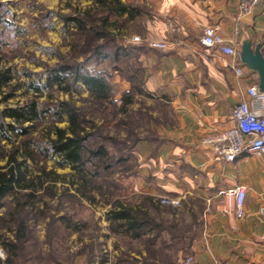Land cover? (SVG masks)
<instances>
[{
    "label": "rangeland",
    "instance_id": "rangeland-1",
    "mask_svg": "<svg viewBox=\"0 0 264 264\" xmlns=\"http://www.w3.org/2000/svg\"><path fill=\"white\" fill-rule=\"evenodd\" d=\"M124 1L145 10L137 0ZM104 15L93 0H0V70L10 68L11 77L0 90V109L33 99L39 106L68 101L88 119V131L94 133L89 143L103 144L112 157L110 167L98 169L93 178L95 186L85 194L76 190L79 184L71 175V168L58 166L57 155L46 160L38 156L36 163L27 160L33 175L40 173L42 165L49 174L33 201L17 209V216L26 222L24 236L16 240L14 232L2 230L18 247L9 264H169L165 253L154 252L159 242L149 247L146 241L150 237L146 235L140 241L110 230L106 212L116 199L135 205L142 196L150 195L160 205L158 218L191 224L194 215L201 226L205 205L198 198H177L179 203L172 206L159 202L161 196L173 197L169 194L151 195L137 190L139 164L144 156L142 144L153 140L156 147L162 140L157 127L163 124V107L156 96L143 88V70L136 72L142 64L131 42L143 32L144 13L133 21L109 16L106 31L110 35L91 38L93 29H102L100 19ZM74 18L83 20L86 29H78ZM97 45L103 46L98 52ZM119 47L124 50L115 55ZM68 66V71L103 74L111 87L112 102L98 105L72 77L63 82L70 87L68 90L55 83L44 86L50 72ZM32 84L40 91L36 92ZM127 94L132 101L126 112H121V99ZM56 125L64 128L67 122ZM45 126L46 123L35 125L33 135L41 137ZM3 143L5 149L11 147L10 143ZM153 151L154 148L151 154ZM6 159L7 156L0 157V166ZM46 185L52 188L44 189ZM16 195L3 199L0 213L6 218L14 212ZM19 200L24 198L19 196ZM163 238H167L165 233ZM0 250L6 257L1 244ZM188 254H179L177 264Z\"/></svg>",
    "mask_w": 264,
    "mask_h": 264
},
{
    "label": "crops",
    "instance_id": "crops-1",
    "mask_svg": "<svg viewBox=\"0 0 264 264\" xmlns=\"http://www.w3.org/2000/svg\"><path fill=\"white\" fill-rule=\"evenodd\" d=\"M137 1L145 7L143 32L132 48L142 64L143 88L163 107V124L157 127L162 140L156 147L153 140L142 144L137 190L204 203L188 254L191 264H264V155L242 153L226 162L202 143L205 135L234 124L233 106L248 99L251 84L258 85L257 73L241 62L239 51L249 39L253 45L261 42L264 54V0L247 11L240 8L242 0ZM209 24L218 25L237 56L201 42ZM235 66L243 74L237 75ZM237 183L246 186L241 217L218 209L219 191ZM185 257L181 264H187Z\"/></svg>",
    "mask_w": 264,
    "mask_h": 264
},
{
    "label": "trees",
    "instance_id": "trees-1",
    "mask_svg": "<svg viewBox=\"0 0 264 264\" xmlns=\"http://www.w3.org/2000/svg\"><path fill=\"white\" fill-rule=\"evenodd\" d=\"M93 2L106 15L100 19L102 29H93L91 38L110 35V32L106 31L109 16L124 17L126 21H133L143 13L142 8L124 0H93ZM74 20L78 29H86L83 20L79 18ZM100 48L103 46L97 45L96 52ZM122 50H124L123 47H119L114 54L118 55ZM106 56L109 54L107 53ZM69 68L70 66L60 70L54 69L48 75L44 86L49 87L55 83L61 89L68 90L70 87L64 86L63 82L67 77H72V81H78L89 91L98 105L112 102L111 87L103 74L68 71ZM141 70L143 69L140 67L136 72ZM10 78V68L0 70V90L9 83ZM31 86L36 92L41 89L33 84ZM131 101L129 94L124 95L121 99L120 111L126 112ZM5 118L9 120L6 121ZM62 121L67 122L64 128L56 125ZM38 123H46L45 133L41 137L33 135L35 125ZM91 127L95 129L94 126ZM93 134V131H88V119L84 113L68 101L39 106L33 99L20 105L5 106L0 109V157L7 156L6 163L0 166V209L3 207V199L6 196L20 194L19 196L24 198L21 202L16 195V207L13 209L14 212L7 213L8 218L0 213V244L6 250V257H0V264H9L18 248L16 241L8 240L4 231L14 232L16 240L24 236L27 231L26 222L24 218L17 216L20 212L17 209L21 210L26 202L33 201V198L39 194L40 188L43 189L49 174L42 165L39 167L40 173L33 175L27 160L31 159L35 162L38 156L46 160L57 155L58 166L71 168V175L76 177L79 184L76 190L85 194L87 189L90 190L95 186L93 178L98 174V169L109 168L112 161L111 154L103 144L89 143ZM3 142L10 143L11 147L5 149ZM118 160L123 161L120 157ZM50 187L46 185L44 189ZM22 191L23 193H19ZM111 205L106 212L110 230L140 241L146 235L150 237L146 241L149 247L156 246L159 242L158 250L155 249L154 252L165 253L169 264H177L179 254L189 252L200 226L194 215L192 216L194 221L191 224H181L177 219L167 222L164 218H158L161 213L160 205L156 204L150 195L142 196L141 202L135 205L117 199ZM148 208H151L153 213H150ZM7 223L10 225L5 227ZM164 233L167 238H163ZM148 252H150L149 248Z\"/></svg>",
    "mask_w": 264,
    "mask_h": 264
},
{
    "label": "built area",
    "instance_id": "built-area-1",
    "mask_svg": "<svg viewBox=\"0 0 264 264\" xmlns=\"http://www.w3.org/2000/svg\"><path fill=\"white\" fill-rule=\"evenodd\" d=\"M259 0H242L240 8L249 10ZM133 40H140L135 35ZM201 42L207 46H215L225 54L237 56L236 47L222 37L217 24H209L203 30ZM148 45L164 48L165 43L160 41H148ZM237 75L243 74V68L234 67ZM248 99L240 100L231 110L234 124L226 129L214 130L202 138L213 152L214 158L226 162H233L242 153L260 157L264 155V92L260 91L257 84H251L247 90ZM220 201L218 209L225 214L241 217L244 214V201L246 197V186L237 183L219 191ZM161 204L175 206L179 200L170 196H161ZM0 257L3 254L0 250ZM194 262L192 255L185 257V263Z\"/></svg>",
    "mask_w": 264,
    "mask_h": 264
},
{
    "label": "water",
    "instance_id": "water-1",
    "mask_svg": "<svg viewBox=\"0 0 264 264\" xmlns=\"http://www.w3.org/2000/svg\"><path fill=\"white\" fill-rule=\"evenodd\" d=\"M261 45V42L253 45L251 40L244 39L241 42L239 58L247 68L257 73L258 88L264 92V54Z\"/></svg>",
    "mask_w": 264,
    "mask_h": 264
}]
</instances>
